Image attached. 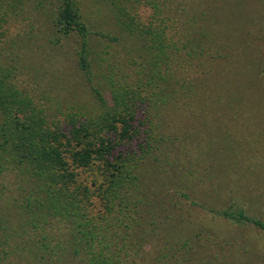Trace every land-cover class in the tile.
Segmentation results:
<instances>
[{"label": "trees", "instance_id": "1", "mask_svg": "<svg viewBox=\"0 0 264 264\" xmlns=\"http://www.w3.org/2000/svg\"><path fill=\"white\" fill-rule=\"evenodd\" d=\"M106 3L131 40L129 60L136 65L117 76L112 69L106 96L91 85V32L75 0H57L51 19L57 33L77 36L75 63L90 82V110L76 106L52 114L16 77V66L0 60V177L14 181L16 226L34 259L64 252L77 264H190L189 239L158 235L162 222L171 220L146 165L169 158L170 138L160 126L176 99L174 84L184 66L200 65L205 51L210 56L214 40L198 22L193 29L194 17L181 0ZM162 202L170 215L174 207L186 209L170 194ZM208 210L264 230V221L233 202Z\"/></svg>", "mask_w": 264, "mask_h": 264}, {"label": "rangeland", "instance_id": "2", "mask_svg": "<svg viewBox=\"0 0 264 264\" xmlns=\"http://www.w3.org/2000/svg\"><path fill=\"white\" fill-rule=\"evenodd\" d=\"M75 2L91 32V85L106 96L112 69L117 76L136 66L129 60L132 43L115 24L106 0ZM181 3L194 17L193 29L198 22L214 44L200 65L179 72L176 99L167 104L160 126L170 138L169 158L146 165L156 197L169 199L170 194L172 202L186 208L174 207L170 215L158 199L171 220L162 222L158 235L189 239L190 264H264V230L208 210L233 202L264 221V0ZM56 4L0 0V60L16 66V77L52 114L76 106L90 110V82L75 63L77 36L61 35L52 26ZM138 12L147 14L143 7ZM13 183L0 177V264H77L64 252L48 259L28 254L26 234L16 226Z\"/></svg>", "mask_w": 264, "mask_h": 264}]
</instances>
